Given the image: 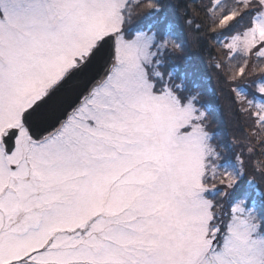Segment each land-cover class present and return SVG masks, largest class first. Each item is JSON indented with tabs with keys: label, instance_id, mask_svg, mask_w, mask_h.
<instances>
[{
	"label": "snow or ice",
	"instance_id": "obj_1",
	"mask_svg": "<svg viewBox=\"0 0 264 264\" xmlns=\"http://www.w3.org/2000/svg\"><path fill=\"white\" fill-rule=\"evenodd\" d=\"M0 264H264V0H0Z\"/></svg>",
	"mask_w": 264,
	"mask_h": 264
},
{
	"label": "trees",
	"instance_id": "obj_2",
	"mask_svg": "<svg viewBox=\"0 0 264 264\" xmlns=\"http://www.w3.org/2000/svg\"><path fill=\"white\" fill-rule=\"evenodd\" d=\"M191 50L192 52H194V50L197 51V56L192 55L194 67L198 64L196 63L197 59L209 60V55L205 50L198 47H193ZM207 71L210 74V83L207 81L208 76L202 75L205 81L203 90L208 99V102L204 105H210L214 110L211 122L219 126L224 132L222 133L220 129H217L213 135H223L225 140L232 137H244L251 131V120L240 117L239 114L235 112V109L231 108L227 87L220 81L216 71L213 70L210 65L207 67Z\"/></svg>",
	"mask_w": 264,
	"mask_h": 264
},
{
	"label": "rangeland",
	"instance_id": "obj_3",
	"mask_svg": "<svg viewBox=\"0 0 264 264\" xmlns=\"http://www.w3.org/2000/svg\"><path fill=\"white\" fill-rule=\"evenodd\" d=\"M204 2L205 3H207L208 2V0H204ZM191 56L193 55V56H197V51L196 50H194V52H192V50H191ZM196 63H198L196 66H195V69H197L198 71H199V73L201 74V75H206V76H208V83H210V74L208 73V71H207V67L209 66V64H208V61H206V60H201V59H197L196 60ZM183 70V69H182ZM216 84H217V80H216ZM208 102V99H207V96H206V94H205V92H204V90H203V94L200 96V103L201 104H206ZM217 129H220L221 131H222V133H224L223 132V130L219 127V126H217V125H215L213 122H210V125H209V131L212 133V134H214L215 132H216V130ZM221 137H223V135H221ZM225 137V136H224ZM241 138H243V137H241ZM224 139V138H223ZM225 140V139H224Z\"/></svg>",
	"mask_w": 264,
	"mask_h": 264
}]
</instances>
